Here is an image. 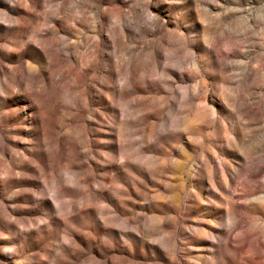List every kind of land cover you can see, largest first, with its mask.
Listing matches in <instances>:
<instances>
[{
    "label": "rangeland",
    "instance_id": "obj_1",
    "mask_svg": "<svg viewBox=\"0 0 264 264\" xmlns=\"http://www.w3.org/2000/svg\"><path fill=\"white\" fill-rule=\"evenodd\" d=\"M0 264H264V0H0Z\"/></svg>",
    "mask_w": 264,
    "mask_h": 264
}]
</instances>
